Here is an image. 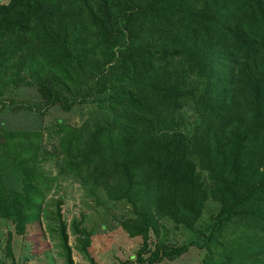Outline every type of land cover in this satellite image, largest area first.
Masks as SVG:
<instances>
[{
    "label": "trees",
    "instance_id": "16d2710c",
    "mask_svg": "<svg viewBox=\"0 0 264 264\" xmlns=\"http://www.w3.org/2000/svg\"><path fill=\"white\" fill-rule=\"evenodd\" d=\"M23 90L35 100H18ZM97 98L107 120L58 119L46 151L45 116ZM4 111L38 119L20 129L0 120V219L18 236L41 231L59 178L40 165L55 159L60 176L129 207L119 226L141 244L120 264L176 261L198 246L204 264H264V0L0 2ZM209 200L218 212L198 229ZM62 204L52 230L64 264H75ZM162 221L195 239L158 240ZM72 227L79 252L97 264L93 232L82 220Z\"/></svg>",
    "mask_w": 264,
    "mask_h": 264
},
{
    "label": "rangeland",
    "instance_id": "374dc122",
    "mask_svg": "<svg viewBox=\"0 0 264 264\" xmlns=\"http://www.w3.org/2000/svg\"><path fill=\"white\" fill-rule=\"evenodd\" d=\"M10 0H0L1 3H8ZM18 100H35L34 93L23 90L18 95ZM105 99L97 98L88 103L75 107L71 113H64L59 108L50 111L44 118V139L46 151L54 150L49 144V136L53 135V128L58 119L71 124H82L86 119L92 117L101 121H106L107 113ZM102 106V107H100ZM187 115V112L185 111ZM0 120L6 121L10 128H27L35 126L38 119L30 113L13 111L0 113ZM195 125V117H188L184 130L191 131ZM51 139V138H50ZM51 154V153H50ZM49 154V155H50ZM55 159L44 161L40 165V171L50 177H58L59 184L49 197L42 214L41 231H30L25 237L15 234L14 225L10 221L0 219V262L2 264H64L63 251L61 249L58 235L53 232V227L57 226L55 217L56 204L62 201V214L67 222L70 244L74 246L73 257L75 264H90L78 250V238L73 231V222L75 220L83 221V225L93 232V241L90 253L96 259L97 264H120L122 260L132 258L138 248L141 240L139 238H130L119 226V221L127 213L129 207L125 204L112 205L104 198L103 194L96 199L92 193L85 190L81 183L73 177L59 175ZM202 181L210 185L207 174H201ZM219 206L212 200L206 204L203 217L198 225V229L203 228L209 220L216 215ZM162 228L159 230L158 240H167L170 245H182L195 239V233L185 229H179L170 221H162ZM9 233L12 237L13 257L6 253V244ZM229 235V234H228ZM152 239L156 240V235L152 234ZM225 243L230 245L233 239L231 236L225 237ZM201 245V243H199ZM207 250L201 247H192L190 251L176 261L165 260L159 264H204L207 257ZM217 256L215 260H218ZM14 260V263H13Z\"/></svg>",
    "mask_w": 264,
    "mask_h": 264
}]
</instances>
